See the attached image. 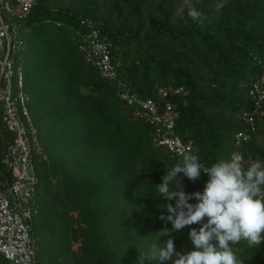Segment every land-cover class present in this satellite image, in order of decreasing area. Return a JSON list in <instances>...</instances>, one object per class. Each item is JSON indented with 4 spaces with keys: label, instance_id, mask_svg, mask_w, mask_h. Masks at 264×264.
Segmentation results:
<instances>
[{
    "label": "trees",
    "instance_id": "obj_1",
    "mask_svg": "<svg viewBox=\"0 0 264 264\" xmlns=\"http://www.w3.org/2000/svg\"><path fill=\"white\" fill-rule=\"evenodd\" d=\"M186 1L36 0L21 22L24 90L45 155L35 160V264H141L145 256L143 264H173L154 259L172 227L159 219L169 202L156 186L183 156L158 143L153 114L123 91L155 99L158 111L169 103L173 132L207 167L237 152L245 167L264 161V116L241 148L234 144L254 107L249 87L264 71V0ZM92 29L111 43L116 79L85 58ZM11 140L1 122L0 155ZM178 179L193 193L208 177ZM188 232L172 234L176 251L192 250ZM233 251L244 264H264V244L241 241ZM0 264H8L1 255Z\"/></svg>",
    "mask_w": 264,
    "mask_h": 264
},
{
    "label": "built area",
    "instance_id": "obj_2",
    "mask_svg": "<svg viewBox=\"0 0 264 264\" xmlns=\"http://www.w3.org/2000/svg\"><path fill=\"white\" fill-rule=\"evenodd\" d=\"M36 0H0V123L12 134V140L0 155V255L8 264H35L34 240L30 234L31 221L38 213L35 204L38 178L36 158H45L38 140L37 130L28 108V94L24 90V73L21 52L25 44L22 21L31 11ZM111 43L104 40L95 29L87 35L81 47L87 61L108 79H116V70L110 59ZM183 88L175 89V93ZM161 97L167 91L159 89ZM249 94L254 100L251 112L244 114L246 128L234 135L238 148L247 142L257 130V116L263 118L264 71L251 83ZM127 103H139L146 112L153 114L151 122H157L158 143L173 154L183 156L192 150L191 142H184L173 132L171 105L165 104L158 111L155 99L138 98L121 92ZM157 112V113H156ZM242 154L241 152H237Z\"/></svg>",
    "mask_w": 264,
    "mask_h": 264
},
{
    "label": "clouds",
    "instance_id": "obj_3",
    "mask_svg": "<svg viewBox=\"0 0 264 264\" xmlns=\"http://www.w3.org/2000/svg\"><path fill=\"white\" fill-rule=\"evenodd\" d=\"M223 6L217 3L216 10ZM188 15L203 24L200 11L190 9ZM201 173L208 177L203 191L185 192L179 175L196 182ZM156 188L169 202L167 215L162 213L159 219L172 227L162 231L169 239L158 249L155 260L175 257L173 264H244L233 246L244 241L249 248L259 249L264 244V161L255 160L245 167L243 155L232 153L229 159L207 167L197 155L187 153L182 163L166 171ZM192 200L196 203L189 202ZM185 227H189L192 250L176 251L172 234Z\"/></svg>",
    "mask_w": 264,
    "mask_h": 264
},
{
    "label": "rangeland",
    "instance_id": "obj_4",
    "mask_svg": "<svg viewBox=\"0 0 264 264\" xmlns=\"http://www.w3.org/2000/svg\"><path fill=\"white\" fill-rule=\"evenodd\" d=\"M186 5H187V7H192V1L191 0H187L186 1Z\"/></svg>",
    "mask_w": 264,
    "mask_h": 264
}]
</instances>
